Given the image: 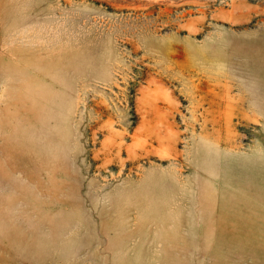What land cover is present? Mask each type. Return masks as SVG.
I'll list each match as a JSON object with an SVG mask.
<instances>
[{
    "label": "rangeland",
    "instance_id": "374dc122",
    "mask_svg": "<svg viewBox=\"0 0 264 264\" xmlns=\"http://www.w3.org/2000/svg\"><path fill=\"white\" fill-rule=\"evenodd\" d=\"M0 264H264V0H0Z\"/></svg>",
    "mask_w": 264,
    "mask_h": 264
}]
</instances>
